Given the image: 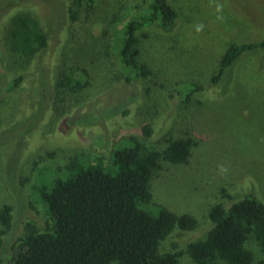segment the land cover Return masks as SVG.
<instances>
[{"label": "rangeland", "instance_id": "rangeland-1", "mask_svg": "<svg viewBox=\"0 0 264 264\" xmlns=\"http://www.w3.org/2000/svg\"><path fill=\"white\" fill-rule=\"evenodd\" d=\"M146 1L98 4L107 15L120 9L113 26L118 32ZM169 1L179 16L175 27L138 33L140 60L151 74L127 84L114 52L117 41L92 25L96 19L86 26L71 23V0H0V30L12 15L33 12L49 35L46 51L24 62L4 50L0 32V209L9 206L12 215L1 238L0 264H12L27 226L37 233L53 226L35 186L64 178L65 166L80 154L109 165L131 137L161 149L167 136L189 131L198 142L186 165L163 163L154 176V199L197 220L192 231L175 229L161 243V253L173 246L184 252L205 238L209 204L223 188L236 198L254 192L264 202V48L242 54L219 83L212 82L230 44L264 40V0ZM71 66L89 71L90 84L82 92L57 89L60 74ZM19 76L24 80L17 90L7 92ZM187 85L204 89L185 103L179 90ZM143 124L151 128L148 138ZM246 246L255 260L264 257L253 238ZM178 264L194 263L184 254Z\"/></svg>", "mask_w": 264, "mask_h": 264}, {"label": "trees", "instance_id": "trees-1", "mask_svg": "<svg viewBox=\"0 0 264 264\" xmlns=\"http://www.w3.org/2000/svg\"><path fill=\"white\" fill-rule=\"evenodd\" d=\"M98 1L71 0V23L86 26L96 19L92 25L117 41L114 52L123 70L122 80L127 84L141 82L151 71L140 60L138 33L150 27L171 31L179 18L177 11L169 0H147L135 8L120 31L114 32L120 9L107 15ZM0 32L4 50L16 60L28 62L48 47V32L33 12L12 15ZM262 48L264 40L230 44L212 82L219 83L242 54ZM23 80L24 76L15 78L6 91L14 92ZM89 84V71L71 66L60 74L56 86L63 92L78 93ZM203 89L187 85L179 94L185 95L187 103ZM190 118L194 119L192 113ZM142 133L151 136L149 125L143 124ZM126 143L113 152L109 165L80 154L65 166L64 178L34 187L53 218V226L43 233L27 226L12 264H178L184 254L194 264H264V257L255 260L246 246L253 238L264 251V202L254 192L236 198L224 188L217 197L230 203L225 206L213 197L208 213L211 227L205 238L189 243L184 252L173 246L174 251L161 253V243L175 229L192 231L197 220L190 214L174 213L154 199V176L163 163L175 168L186 165L198 142L194 134L185 131L180 136H167L161 149L149 148L133 137ZM11 222L10 207H2L0 243Z\"/></svg>", "mask_w": 264, "mask_h": 264}, {"label": "clouds", "instance_id": "clouds-1", "mask_svg": "<svg viewBox=\"0 0 264 264\" xmlns=\"http://www.w3.org/2000/svg\"><path fill=\"white\" fill-rule=\"evenodd\" d=\"M202 29V26L197 27V31H200Z\"/></svg>", "mask_w": 264, "mask_h": 264}]
</instances>
